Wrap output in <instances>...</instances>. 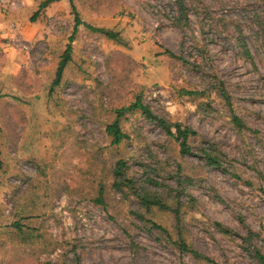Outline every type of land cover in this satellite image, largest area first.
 I'll list each match as a JSON object with an SVG mask.
<instances>
[{"label": "rangeland", "instance_id": "rangeland-1", "mask_svg": "<svg viewBox=\"0 0 264 264\" xmlns=\"http://www.w3.org/2000/svg\"><path fill=\"white\" fill-rule=\"evenodd\" d=\"M45 1L0 0V264H262L264 0ZM75 13L121 42L80 25L53 87ZM139 97L197 133L193 154L140 112L112 144L116 111ZM121 160L139 193L182 203L180 225L114 189Z\"/></svg>", "mask_w": 264, "mask_h": 264}, {"label": "trees", "instance_id": "trees-1", "mask_svg": "<svg viewBox=\"0 0 264 264\" xmlns=\"http://www.w3.org/2000/svg\"><path fill=\"white\" fill-rule=\"evenodd\" d=\"M59 1L61 0H47L41 5V7L46 8L50 4L54 2H59ZM178 1L181 7H183L184 6L183 0H178ZM73 8H74V11L76 12L75 7ZM75 15H76L75 32L73 36L70 38V44L68 45L59 63V66L56 72V78L53 82V87L60 85L65 69L67 68L68 64L72 60V42L74 41L75 33L77 32V29L80 25L84 24L89 30L93 32H99L110 40L121 42V37L119 33L114 32L112 30L97 29L95 27H92L91 25L83 23L80 20L79 15L77 13H75ZM168 54H170V56L174 58L176 56L170 51H168ZM217 86H218L220 95L225 101V104L232 111L233 124L239 130H243L247 128L246 125L243 123V121L237 115H235L234 111L232 110L233 105H232L231 96L229 92L227 91L225 84L221 80L217 79ZM185 94H194V93L185 92ZM133 112H140L141 115L145 119L157 124L159 127H161L166 132L168 136L174 138L176 142L179 144L182 154L184 155L193 154L192 147L189 145V140L193 138L194 136H196L197 133L189 127H182L180 124H177V125L169 124L166 120L155 115L153 111L151 110V108L148 105L144 104L141 97H139L136 100V102H134L128 108H123V109H119L116 111L117 117L115 121L107 127V134L112 139L113 145H120L127 138L126 134L122 131L121 120L127 114L133 113ZM0 157H1V150H0ZM206 160L208 162V165L215 167L216 169H222L224 172H228L227 169L223 168L217 156L208 154L206 157ZM0 166H1V160H0ZM126 166H127V163L123 160L117 162L115 169H114V176H115V181L113 185L114 189L120 193H124L126 191L129 192L130 195L135 196L138 200H140V203L142 204V206H144L147 210H150L151 208L156 207L161 211H171L174 214L177 224L180 225L182 222V218H181L182 203H179L177 207H172L166 204L162 199L154 197L150 195L149 193H147L146 191L139 193L137 191V187L133 179L126 176L125 174ZM140 218L142 220H146L145 217L141 216ZM154 226L159 231L166 232V230L162 226L157 225V224H154ZM216 226L221 230V232L225 234H230L232 232L230 229L224 228V226L220 223H216ZM177 244L182 253L190 254L195 259L200 260V261H206L208 263H213V261L209 257L201 254L200 252H198L197 250L189 246L183 239H180ZM257 257L260 260V262L264 264V255L258 252Z\"/></svg>", "mask_w": 264, "mask_h": 264}]
</instances>
